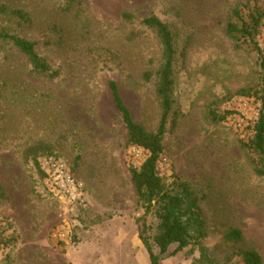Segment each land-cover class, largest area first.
Masks as SVG:
<instances>
[{"label": "rangeland", "instance_id": "374dc122", "mask_svg": "<svg viewBox=\"0 0 264 264\" xmlns=\"http://www.w3.org/2000/svg\"><path fill=\"white\" fill-rule=\"evenodd\" d=\"M246 4L264 0H0V33L35 43L57 73L35 72L0 41V264H149L130 176L143 153L127 147L109 84L133 120L156 132L163 111L156 79L145 76L160 68L162 46L142 23L151 16L170 27L176 53L175 116L160 171L203 197V244L214 259L200 262L192 245L163 264H243L240 249L257 251L264 263V176L245 148L262 108L259 59L226 34L232 11ZM262 32L264 48V20ZM213 110L226 120L212 123ZM40 145L85 186L67 212L46 188L37 164L45 156L34 157ZM63 220L70 237L59 243L52 235ZM231 228L242 232L241 244L223 241Z\"/></svg>", "mask_w": 264, "mask_h": 264}, {"label": "trees", "instance_id": "16d2710c", "mask_svg": "<svg viewBox=\"0 0 264 264\" xmlns=\"http://www.w3.org/2000/svg\"><path fill=\"white\" fill-rule=\"evenodd\" d=\"M263 20L264 5L246 4L232 11L226 26L227 36L238 46L240 43L246 45L259 59L261 77L259 94L262 108L258 120L251 128V138L245 144V148L252 154L254 170L258 176H264V48L258 41L263 33ZM142 23L156 34L162 46L160 68L154 75L150 73L145 76L146 81L153 77L156 79V95L163 111L157 131L149 132L143 125L136 123L116 84L113 82L109 84L115 109L121 115L127 130V147L143 153L140 164H132L130 168L137 204L144 212L137 220L139 238L149 255V264H163L164 258L174 256L192 245L200 246V262L205 260L214 263L209 250L203 244L209 237V227L202 209L203 197L186 180L174 177L169 181L161 174L159 167L164 156L163 140L166 127L169 119L175 116L173 99L175 37L170 27L155 16L145 18ZM0 41L19 49L28 58L35 72L52 78L57 76V73L39 57L35 43L3 32L0 33ZM208 118L212 123L226 120L225 116L217 115L214 110L209 112ZM35 150L37 151L34 154L35 159L39 154L45 157L53 155L41 145ZM37 164L39 165V162ZM40 171L44 177L43 171L41 169ZM4 198L5 193L0 186V199ZM150 217L154 224L148 223ZM223 241L226 244L239 245L243 241V234L239 229L231 228L224 233ZM173 247L174 250L171 252ZM155 250H158V253ZM237 255L242 258L243 264H264L262 256L255 250L240 249Z\"/></svg>", "mask_w": 264, "mask_h": 264}, {"label": "built area", "instance_id": "2783aa9c", "mask_svg": "<svg viewBox=\"0 0 264 264\" xmlns=\"http://www.w3.org/2000/svg\"><path fill=\"white\" fill-rule=\"evenodd\" d=\"M39 164L44 173L46 188L62 203L63 213L69 211L74 203L83 199L85 186L73 174L65 161L55 156H48L40 159ZM52 236L59 243L67 241L70 237V229L65 220L61 221Z\"/></svg>", "mask_w": 264, "mask_h": 264}]
</instances>
